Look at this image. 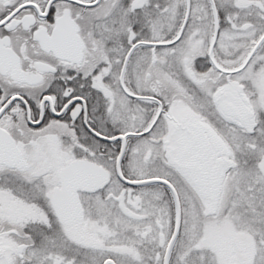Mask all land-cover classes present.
I'll return each instance as SVG.
<instances>
[{
	"label": "flooded vegetation",
	"instance_id": "1",
	"mask_svg": "<svg viewBox=\"0 0 264 264\" xmlns=\"http://www.w3.org/2000/svg\"><path fill=\"white\" fill-rule=\"evenodd\" d=\"M104 2L103 13L97 15V10ZM253 2L256 7L264 10L263 2L260 0ZM122 3L124 0H0V129L15 140L22 153L15 167L7 168L0 165V170L5 172L1 176L12 174L17 181L25 182L20 176L15 175L16 172L41 167L56 178V185L49 193L47 189L49 184L45 178L33 180L35 183L31 181L21 183L28 187L29 192L15 193L33 201L34 208L47 217V223L29 220L10 224L12 228L24 231V235L31 236L28 243L22 242L16 246L19 258H22V253L30 245L37 248L47 247L45 251L47 255L48 250L56 245L62 251L58 254L59 257L56 256L57 264H73L80 254L86 258L95 252H99L101 256L112 254L113 251L122 253L109 247L106 241L104 244L83 240L86 243L84 246L75 243L76 236L81 237L79 229L82 225L79 223L83 219L90 221L91 218L100 215L96 206L98 199L105 203L115 200L123 213L135 216L127 210L128 207L141 209L143 205L140 198L145 199L144 196L136 194V189L149 186L161 189L162 185L132 187L122 183L115 174L113 157L121 147V140L110 141L104 138L120 135L125 137L122 174L128 179H136L134 176L131 177L124 167L128 150L131 148L135 154L139 153L140 148H144L147 160L152 156L151 162L142 161V168H131L133 174L139 170L159 173L160 169L166 172L173 171V167L167 162L166 152L168 150L177 152L184 144L188 146L187 142L191 143L190 135H198L199 141H196L193 135L195 144L197 146L200 144L204 149V141L208 139L206 127L226 147L219 133L220 122L235 126L239 130H243L245 126L237 121L230 122L224 119L214 102V95L212 108L206 104L209 94L206 82L218 84L217 91L223 89L238 95L235 87L240 83L235 77L245 70L226 76L218 74L211 64L209 51L214 38L212 12L211 16L204 17V35H200L202 32L199 33L197 27L195 30L193 28L192 32H188L189 37L185 43L181 44L182 47H177V41L170 45L155 47L150 44H139L138 48L136 47V54L143 48L144 51H149L150 58L146 59L142 55L137 58L135 80L128 70L129 60L121 76L124 58L118 65L120 60L114 62L111 58L112 53L107 51L108 48H103L104 39L124 40L127 37L126 12L122 9ZM122 20H124L120 24L122 30L124 29L120 34L122 38H114L112 31L107 33L103 30V27L113 30L116 23ZM220 21L218 17V33L212 56L218 66L229 68L240 63L239 57L248 54L258 37L245 39L247 42L244 47L230 49V53L219 52L216 49V42L222 30ZM182 36L183 34L179 39ZM175 37L176 35L173 38L165 35L163 38L158 37L159 40L141 38L138 41H170ZM190 44L195 45L194 49L190 48ZM128 50L129 48L123 53L127 54ZM101 52L105 53V59L98 58ZM136 54L133 53L131 57L134 58ZM177 59H180L179 65ZM145 60L150 61L151 69L147 70ZM211 73L215 75L211 76ZM243 92L246 95L244 85ZM238 101L242 106L253 109L249 98L248 103H241L239 98ZM247 124L255 125L253 121ZM87 127L103 138L93 135ZM249 128L247 134L251 140L254 129L253 126ZM135 140L140 141L139 147L134 143ZM87 148L88 152L85 150ZM161 152L164 153V160L159 158ZM82 159L108 170L110 182L94 192L83 191L80 188L73 190L72 194L81 209L74 221L66 225L57 216L52 195L55 189L61 187L59 177L61 171L73 161ZM112 162L113 170H110L108 164ZM162 175L165 177L151 178L160 177L170 181L181 197V187H177L170 176ZM175 175L194 189L188 180L183 179L178 173ZM113 180L119 181L123 186L115 198L112 191L109 192ZM166 190L170 195L167 188ZM161 191L165 201L167 193L164 189ZM155 193L160 194L158 191ZM153 211V217H149L147 223L140 227L137 233L133 229L131 235L132 238L134 235L139 236L140 239L137 240L142 245L146 242L144 240H153L159 245L164 243L162 225L156 217L160 215L159 210L154 208ZM104 213L107 217L108 209H105ZM169 219L172 229L174 218L173 221ZM3 221L2 218L0 229L6 228ZM106 225L110 226L107 220ZM70 230L74 231L75 238L67 234ZM151 242H148L149 245ZM40 243L42 245L39 246ZM19 245L23 246L21 251H18ZM9 248L0 244L1 259ZM47 255H41L42 259L44 257L43 260H47ZM107 258L110 257L107 256L105 259ZM34 262L35 260L30 264Z\"/></svg>",
	"mask_w": 264,
	"mask_h": 264
},
{
	"label": "rangeland",
	"instance_id": "2",
	"mask_svg": "<svg viewBox=\"0 0 264 264\" xmlns=\"http://www.w3.org/2000/svg\"><path fill=\"white\" fill-rule=\"evenodd\" d=\"M216 1L220 3L224 0ZM243 1L247 2V0ZM260 1L264 3V0ZM104 6L105 2L104 5L97 10V15L103 13ZM178 6H181L182 10V17L179 24L181 25L185 12V0H173L168 12V15L170 16L169 20L165 17H162L163 19L157 17L152 21L151 24L155 27L153 28L154 31L150 34V38H153V40H159L161 36L163 37L160 33V30L163 28L162 21L167 20L165 23L166 26L167 23L173 22L175 20L174 14L177 12ZM208 7H210L208 1L191 0L189 21L194 24V27H197L199 33L202 32L200 34L202 36L205 31L204 17L211 16V14L209 15L210 9H208ZM123 21L124 20L116 23L115 27H117V29L114 27L113 30H111L103 27V30L107 33L112 31L114 38H122L120 34L124 32V29L122 30L120 24H122L121 22ZM189 21L184 29L182 39L177 41V46L179 47H181L180 45L184 44L189 37V28H187ZM171 24L172 23H170L168 27ZM236 28L237 30L233 31L228 27L227 29L220 30L221 33L216 42V49H218L219 52H229L230 49L244 47V44L247 42L245 39L258 37V33L263 31L261 28V31H259V28L257 30H249L246 29L247 27H244V25ZM158 33L160 35H158ZM176 34L177 32L172 34V38ZM144 37L146 38V35ZM183 39L184 42H182ZM194 47V44H190L191 49H194ZM109 48L110 46L107 51L111 53L114 51L118 52L116 48ZM118 49L120 52L115 53V55L121 54V49ZM143 51V48H141L139 50L140 53L138 52L136 54V51L135 57L129 58L128 70L130 76H133L135 80L137 79V58L141 55L146 59L150 58L149 51ZM145 53L147 56H145ZM125 54L122 55L118 65L121 64ZM227 57L230 56L227 55ZM98 58L105 59V53L101 52ZM145 64L147 70L152 68L150 61L145 60ZM256 66L257 64L252 65L248 70H245L246 72L244 71L243 74L238 75L235 78L240 84L244 83L245 78L249 80L248 87L251 90V94L254 96L252 98V107L255 111L260 107H264V68ZM214 75V73H211V76ZM213 80L214 79L212 78V81ZM217 85L218 84L206 82V86L209 88L206 104L211 108L213 95L217 91ZM178 99H180V97H178ZM178 99H176V101H179ZM183 105L185 104H182V106ZM251 126H253V129H256L254 125H246L243 126V130H239L235 128V126L220 122L219 133L222 135L227 147L228 160L226 161L227 167L225 172L227 174V171H231L232 177L228 175V177L225 178L222 192H220L215 199H201L191 187L187 186L180 177L175 175L177 173L175 170H167L166 172L160 169L162 174L170 176V178L175 181L177 187H181L180 192L182 194L183 225L180 236L181 238L180 241H178L179 244L176 246L174 253L175 259L173 263H175L178 256L184 254L185 251V253L192 251L197 257L195 261L197 264H205L206 259L210 262L208 264H218V262L219 264H264V209H259L261 206H264V156H260L263 153V149L259 144L253 148L246 147V145H253V143L256 142V140L252 141L248 138L249 135L247 132L250 131L249 127ZM260 135L264 137V130L261 129ZM139 142L140 141L135 140L134 143L139 147ZM85 150L88 152V148ZM115 155L116 154L114 153L113 157ZM245 156H250V162L256 161V165H251L250 162L246 163L248 161H244L246 159ZM126 157L124 167L131 177L134 176L136 179H145L151 176L165 177L161 173L151 170H139L135 174L131 172V168H142L143 162L152 161V156L148 158V160L145 158L144 148H140L139 153L136 154L133 153L131 148L128 150ZM164 157V153L161 152L159 158L164 160ZM240 162L244 163L241 164ZM108 167L110 170H113V162L109 163ZM4 173L3 170H0V176ZM15 175L20 176L25 182L31 181L32 183H35L33 180H42L45 178L46 182L49 184L47 186V189H49L48 193L51 191V188L56 185V178L54 179L46 169L41 167L22 170L16 172ZM25 182L20 180L17 182L16 180L15 187H0V218H3V225L6 226L5 229L4 227L0 229V244L10 247L9 250L5 252L3 258H0V264H30L33 260H35L34 263L36 264H57L55 261L57 259L56 256L59 257L58 254L62 251H60L56 245L48 250V255L45 252L48 249L47 247L37 248L35 245H30L29 248L22 253V258H19L17 255L16 246L22 242L28 243L31 236L24 235V231L12 228L10 224L23 223L24 221L29 220H40L41 222L47 223V217L43 216L38 210H36V208H34L35 205L33 201H29L27 198L15 194L18 190L24 191V193L29 192L28 187L23 185ZM111 185L112 187L109 192L112 191L113 197L117 196L123 186L117 180H113ZM136 190V194L144 196L145 199L142 200L140 198L143 205V208L141 209H133L130 208L131 206L128 207L129 209L127 210L134 213L135 216L123 213L118 202L115 200L111 203H105L98 199V201H96V206L100 215L98 214L94 219L91 218L90 221L83 219L81 223H79V225H82L79 229L81 237L76 236L75 238L73 230L67 231V234L70 237H74V242L82 246L86 245L83 240L89 242L92 241L94 243L102 242L104 244V241H106L109 247H113V249L127 254L135 248L136 243L139 242L137 239H140L139 236L137 237L136 235H134L136 238L131 237V235H133V229L134 232L137 233V230L147 223L149 220L148 218L153 217V210L155 208L157 211L159 210L160 215H156V217L160 220L159 222L162 225L161 233L164 239L163 245L165 246L172 229L170 227V221H168L170 216L169 218L167 216L169 211L167 210L166 212L167 202L164 201L165 197L162 196L161 189H158V187L155 186H149ZM157 191L160 192V194L155 193ZM105 209H108L107 217L104 213ZM243 209L248 211V215L245 217L243 214L245 211H243ZM106 220L110 224L109 227L106 225ZM84 224L88 225L83 226ZM155 233L156 237L157 231ZM131 244L132 248H130ZM40 245L42 244L40 243L39 246ZM43 254L44 256L47 255V260H43L44 257L42 259L41 255L43 256ZM65 256L67 257L68 255ZM73 257L76 256L73 255ZM144 258V260H149L151 256L146 255ZM103 259L104 257L101 256L99 252H95L92 256L86 258H83L80 254L76 257V261L73 264H101ZM124 261L127 262L125 257L122 258L121 262Z\"/></svg>",
	"mask_w": 264,
	"mask_h": 264
},
{
	"label": "water",
	"instance_id": "3",
	"mask_svg": "<svg viewBox=\"0 0 264 264\" xmlns=\"http://www.w3.org/2000/svg\"><path fill=\"white\" fill-rule=\"evenodd\" d=\"M209 3L211 5L214 18V38L212 40L209 51L210 62L220 74H226L227 76H229L233 73H238L246 67L249 60L264 42V33L255 42L248 55L238 67L233 69H225L218 66L212 56V49L218 33V15L214 0H209ZM189 13L190 0H186V10L183 22L176 38H174L173 40L168 42L142 41L133 44L130 47L127 55L125 56L121 76L130 54L139 44H150L155 47L169 45L177 41L183 33L184 27L189 17ZM235 91L238 93V95L234 94L232 91L223 89L218 90L214 95V102L218 107L219 113L224 119L230 122L237 121L239 124H242L246 121H249L253 117L254 113L249 107L242 106L238 101L239 98L241 103L247 102V98L243 95L242 92V86H236ZM129 95L132 96L131 94ZM88 129L93 135L99 138H103L99 134H96V132H94L90 128ZM205 129H207L206 136H208V139L204 141V149L200 144L198 146L195 144V141L193 139L195 135L193 134L194 136H189V140L191 143L187 142L188 146L186 144H184V146H180L177 152L168 150L166 152V158L167 162L172 167H174L179 173H181L186 179L191 182V184L203 199L211 200L215 199L219 192V187L222 181L223 166L225 164V158L223 157V155L226 153V149L222 141L213 132H211L206 127ZM193 131L195 130L193 129ZM195 138L196 141H199L198 135L195 136ZM104 139L110 141L121 140V147L115 161V172L124 184L129 186H140L151 183H159L166 186L170 191L175 206V222L162 260V264H169L170 253L180 231L182 216L181 203L175 187L168 180L158 177L142 180H132L125 178L122 175L121 171V160L125 151V137L120 135ZM185 146H187L186 150ZM21 157V151L18 149L14 139L8 133L0 129V165L14 167L19 162ZM59 177L61 187L54 190L52 195V203L61 222L66 225H70L74 221V218L76 217L78 211H80L81 209L78 201L72 194V191L77 188H80L83 191L87 192L98 191L108 184L110 173L102 167L91 163L88 160L82 159L73 161L66 169H63L61 171ZM22 247V245H19L18 251H21ZM102 264L116 263L112 259H106Z\"/></svg>",
	"mask_w": 264,
	"mask_h": 264
},
{
	"label": "trees",
	"instance_id": "4",
	"mask_svg": "<svg viewBox=\"0 0 264 264\" xmlns=\"http://www.w3.org/2000/svg\"><path fill=\"white\" fill-rule=\"evenodd\" d=\"M172 1L173 0H124V3H122L121 5H122V9L125 10L126 12V19H127L126 39L116 40V39L107 38L103 40L105 49L109 47V44H110L109 49L116 48L118 52H120L118 48L121 49V54L119 55H115V53H118L116 51L112 53L111 58L113 59L114 62L117 60H121L122 55H124L123 51H126L127 48H129L131 44L137 42L138 40H141V38L145 40H148L150 38L149 34L154 31L153 28L155 27L151 24L154 19H156L157 17H160V18L165 17L166 19L168 18L169 20L170 16L168 15V12L171 7ZM215 2L217 6V11H218V17L221 19L220 28L222 30L227 29L228 27L229 29L231 28L230 29L231 31H233V30H237L236 27L244 25V27H247L246 29H249V30L250 29L257 30L259 28V31H261V29L264 31V10H261L259 7H256L254 5L253 0H247V2L243 0H226V1L224 0V1H221L220 3L215 0ZM210 14L211 13L209 10V15ZM174 15H175L174 17L175 20L173 22H170L172 24L169 27L168 25L170 23H167V26L165 24L167 20L162 21L163 28L160 30V33L163 35V37H165V34L169 37H172V34L178 32L179 26H180L179 25L180 20L182 17L181 6H178L177 12ZM191 23L192 22L189 21V25L187 26V28H189L188 32H192L193 28L195 30L196 26L194 27V24L192 23L191 25ZM246 29H241V30H246ZM262 32H259V33L261 34ZM259 33L258 35H260ZM145 35H146V38L144 37ZM163 37L161 36V38ZM182 42H184V39ZM181 57H183V55ZM241 58L242 57L240 56L239 60ZM178 64H180V59H177V65ZM256 64L257 66L264 68V45L254 55L249 65L247 66L246 70H248L249 67H251L252 65H256ZM248 81L249 80L245 78L244 84H245L246 91L248 93L249 98L252 99L254 96L251 94V90L248 87ZM261 129L264 130V107H260L256 109V130H255L254 139L252 140V141L256 140V142L253 143V145H246L247 148H253L257 144H259L263 149V153L260 156H264V137L260 135ZM245 157L246 159L244 161H248L246 163H249L251 159L250 156H245ZM240 163L243 164L244 162H240ZM250 164L251 165L254 164L255 166L256 161L250 162ZM229 175L230 177H232L231 171ZM15 182H16V178L12 174H6L3 176H0V187H15L16 185ZM160 188L161 190L164 189L165 193H167V190L165 187L160 186ZM165 202H167V209L169 211L168 216H170L169 220H173V217H174L173 203L171 200V196L168 193H167V199L165 200ZM261 207L264 208V206H261ZM243 211H245V213H243L244 217L247 216L248 211L246 209H243ZM0 222H2L1 218H0ZM180 236H181V233L179 235L178 241H180V238H181ZM144 241H146L144 245H142V243L140 242H137L135 245V248L127 254L125 252H122L123 253L122 254V253H115L113 251L112 254H109L107 256L115 260L117 264H162V255H163L164 246L162 244L159 245L158 243L153 242V240H144ZM149 241H152L151 245H149L148 243ZM178 241L176 242V246H178L179 244ZM176 246L174 247L173 252L171 254V259H170L169 264H197V262H195L197 257L195 256L194 253H192V251L187 252V253H185L186 252L185 251L184 254L178 256V258L176 259V262L173 263L175 259L174 253L176 250ZM130 248H132V244ZM146 255H150L151 258L149 260H144L145 259L144 256ZM123 257H125L127 262L125 261L121 262ZM208 263L210 262L208 259H206L205 264H208Z\"/></svg>",
	"mask_w": 264,
	"mask_h": 264
}]
</instances>
